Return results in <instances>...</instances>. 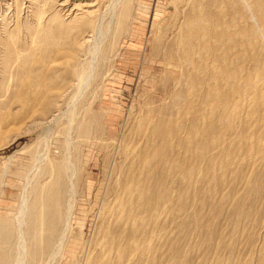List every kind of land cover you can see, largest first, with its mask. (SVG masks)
Instances as JSON below:
<instances>
[{
	"label": "rangeland",
	"instance_id": "rangeland-1",
	"mask_svg": "<svg viewBox=\"0 0 264 264\" xmlns=\"http://www.w3.org/2000/svg\"><path fill=\"white\" fill-rule=\"evenodd\" d=\"M29 1L0 0V31L8 30L17 44L34 31V21L44 25L63 20L68 26L74 15L88 10L87 5L105 6L109 0H44L47 5L41 3L43 8H35L38 12ZM128 1L124 15L117 10L113 18H104L100 39L94 37L93 43L78 48L76 59L86 69L94 59L87 74L91 80L75 97L74 86L63 91L59 108L49 112L55 120L48 127L34 125L31 104L25 108L22 96L32 100L49 91L53 94L55 87L66 83L69 70L75 68L76 60L68 59L76 48L74 36H69L68 46L52 49L49 70L56 77H44L33 94L26 92L37 73L29 77L26 72L6 84L0 80L4 86L0 89V264L16 260L15 221L25 199L32 224L47 212L46 206L50 212L59 210L54 220L56 242L68 198L73 202L69 234L50 264H261L264 0H236L229 12L232 0ZM223 4L227 12L216 7ZM102 7L96 16L104 12ZM216 13L221 21L214 25L220 26L217 32L225 38L216 45L211 41L212 55L216 52L217 62L220 58L212 72L206 58L200 61V52L192 58L184 56L181 39L192 22L212 19ZM64 29L63 35L69 32ZM200 66L207 71L197 72ZM228 73L233 75L229 78ZM71 81L68 84L76 83ZM220 104L224 108L217 112L209 109ZM43 116L35 114L37 119ZM56 166L62 167L60 177ZM65 168L69 174H64ZM6 224L13 230L9 239L2 232ZM133 233L138 240L131 237ZM31 236L32 249L36 238ZM42 262L41 257L36 259V264Z\"/></svg>",
	"mask_w": 264,
	"mask_h": 264
},
{
	"label": "bare ground",
	"instance_id": "bare-ground-1",
	"mask_svg": "<svg viewBox=\"0 0 264 264\" xmlns=\"http://www.w3.org/2000/svg\"><path fill=\"white\" fill-rule=\"evenodd\" d=\"M6 1V0H5ZM7 1H11V0H7ZM13 1V0H12ZM57 1V0H56ZM226 1V0H224ZM231 1V0H230ZM229 1V2H230ZM234 1V2H233ZM30 5H31V8L32 9H35L39 7V5L42 3L43 4V7H45L47 4L44 3V0H30L29 1ZM60 2V1H59ZM96 2L98 3V0H96ZM95 2V3H96ZM223 2V1H221ZM228 2V1H227ZM226 2V3H227ZM228 2V3H229ZM128 3L129 1L128 0H109L107 2V4L105 6H103L104 4H102L101 2L98 3L97 6L94 7V5H92L93 8L90 9L89 5L88 6V10H86V12H80L78 15H74L73 18L70 19V21L67 23L68 26L65 25V23L63 24L62 21L63 20H53L52 22H50L49 24L47 23L46 24V21H45V25H41L38 20L37 21H34V27L35 29H32L34 30L33 32L29 33L28 36H27V39L25 40V42L21 43L20 44L18 43L17 44V41L15 42L14 41V38L16 39V37L13 35H11L8 30H4L2 29V31H0V61L2 60V62H0V64L2 65V71H1V75H2V79H0L2 82L4 81L5 84L6 82H8V80H12L14 82V79H16L17 77L19 76H22V75H25L26 72L29 73V77L32 75V74H35L33 77H34V82L32 81L29 85V89H27V92L28 95L29 94H33L35 92V90L39 87V82L40 80L42 81L44 79V77L46 78V80H50L51 77L55 76L56 72H53V70H49L50 69V66H51V56L52 55V49H60L61 47H65V46H68L70 43H71V40L72 39H69V36L72 37L74 36V39H75V45H76V48H74V51L70 53V57L68 59H75V64L73 62V66H75V68H72L69 70L70 73V81L71 79L73 80V84H68L67 81H69V79H65V82L61 87H55V91L53 92V94L50 93L49 91V88H45V90H47L46 92L49 91V93L45 94L43 93L42 96L40 97H37V98H31L28 100V98H26L27 96H22V98H25V101L23 102L22 98L18 97L17 99H21L22 100V104L23 103H26V104H23L24 107L26 108L29 107V104H31V107H32V120L34 121V125L35 126H38V124H42V126H46L48 127L51 123H53V121L55 119H51V116L49 113L51 111V109H55L58 107L59 105V98H63V91L65 92V89L68 88H75V92L72 93L73 94V97H75V93H80V91L83 89V86L85 87L86 85V81L90 79V77L88 78L87 74H89L92 70H93V65L90 66L91 62L94 61H90L89 63V66H88V69H86L85 67V64L83 63H80L79 60L76 59V53H78L77 50H79L78 48L81 46V48L83 46H85L86 44H89L90 42L93 43V40L96 39L94 37H97L98 36V39H100V36H102L103 32H104V24H103V20L104 18L106 17H112L117 13V10L118 11V15L119 14H122L124 15L126 12H127V8H128ZM232 4V6L228 9V12L234 8L235 6V3H237L236 0H232L230 2ZM45 4V5H44ZM58 4V3H57ZM61 4V3H60ZM220 4V2H219ZM260 5V4H259ZM263 5V4H262ZM58 6V5H57ZM56 6V7H57ZM65 6V2L62 3L61 5H59V7H64ZM103 6V7H102ZM264 6V5H263ZM42 6H40L39 8H41ZM42 7V8H43ZM102 7V9H104V12H99L100 14H98V16H96V13L98 11V9H100ZM216 7H218L220 9V12H223L225 7H224V4L223 6L221 5H217ZM260 7V6H259ZM217 8V10H218ZM257 8V7H256ZM72 9V8H71ZM36 10V9H35ZM42 11V9H40ZM83 10V9H82ZM38 12V10H36ZM226 11V9H225ZM34 13V14H37ZM227 12V11H226ZM33 14V15H34ZM40 12L37 14L39 15ZM200 15V14H199ZM36 17V15L34 16V18ZM38 17V16H37ZM98 17V22L96 23L94 21V19ZM115 18V17H114ZM204 18V17H203ZM212 19H207L205 21V19H200L197 21H195V23L192 22V25H189L191 26L189 28V30L187 31L186 35L184 36L183 40L182 41V45L183 47H181L182 51H183V48H184V56L188 54V56H193V54H199V52L202 54V55H197V56H200L201 58V62H202V58H206L207 64H209V66H207V68H209L210 71L214 72V71H217L218 69V64H219V60L217 62V58L215 55H216V52L214 53L215 55H212L213 51H211L212 49V46H211V41L213 42V44H218V40H221L223 38H225L222 34H219L217 32V30L220 29V26L219 25H214V21L218 23L221 21L220 20V15H218L217 13L212 15L211 16ZM37 18H35L36 20ZM52 19V18H51ZM0 20H3V19H0ZM50 20V18H49ZM1 22V25H2V21ZM61 22V23H60ZM226 27H228V25H226ZM65 28V29H64ZM64 30H69V32L72 33V35H69L70 33H66L63 35V33H61L62 31ZM17 30V29H16ZM62 30V31H61ZM224 30V29H222ZM61 31V32H60ZM226 31V30H225ZM254 31V30H253ZM11 32V31H10ZM21 32V31H20ZM66 32V31H65ZM252 32V31H251ZM264 32V31H263ZM9 33V34H8ZM13 33H14V30H13ZM27 33V32H26ZM257 32H255L254 34H256ZM239 34V33H238ZM252 33V35L249 33V35L254 36L256 37ZM83 35L82 37L78 38L79 36ZM92 35V36H91ZM243 35V33H242ZM246 35V34H245ZM240 36V34H239ZM77 37V38H75ZM213 37V38H212ZM73 38V37H72ZM102 38V37H101ZM243 38V37H242ZM230 39V38H229ZM228 39V40H229ZM232 39V38H231ZM17 40V39H16ZM76 40H79V41H76ZM233 40V39H232ZM232 40H230L232 42ZM236 40V39H235ZM256 40V38H255ZM258 40V39H257ZM226 43H227V38H226ZM229 41V42H230ZM234 41V40H233ZM238 42V41H237ZM236 42V43H237ZM253 43V42H252ZM230 44V43H229ZM238 44V43H237ZM74 45V47H75ZM181 45V46H182ZM239 45H241L239 43ZM256 46V45H255ZM258 46V45H257ZM71 47V46H69ZM73 47V46H72ZM252 47H254V44L252 45ZM97 50V49H96ZM83 51V49H82ZM182 53V54H183ZM219 53V52H218ZM217 53V54H218ZM60 54H63L62 52ZM95 54V53H94ZM183 56V57H184ZM219 56V55H218ZM222 55L220 54L219 57H221ZM96 57V56H95ZM189 57V58H190ZM44 58L46 59V65H47V68L44 70ZM185 58V57H184ZM183 58V59H184ZM188 58V57H186ZM192 58V57H191ZM190 58V59H191ZM194 58V57H193ZM196 58V56H195ZM36 59H38V61H36ZM194 60V59H193ZM82 61V60H81ZM184 61H187L186 59ZM70 64V63H69ZM68 64V65H69ZM193 67L194 65L192 63H190ZM67 65V66H68ZM218 65V66H217ZM188 66V65H187ZM190 66V65H189ZM191 66V67H192ZM205 66V65H204ZM263 68V67H262ZM66 69V68H65ZM205 69V67L203 66H200L198 69H197V72L201 73L203 72ZM63 70V69H62ZM61 70V71H62ZM60 71V70H59ZM196 71V70H195ZM207 71V70H206ZM204 71V72H206ZM40 72V73H38ZM53 72V74H52ZM194 72V71H193ZM197 72H195L197 75H202V74H198ZM44 73V74H43ZM61 73V72H59ZM66 73V72H65ZM68 73V72H67ZM91 74V73H90ZM59 75V74H57ZM60 75H63V74H60ZM59 75V76H60ZM69 75V74H68ZM192 75V74H191ZM190 75V76H191ZM229 75H233V73H228V77ZM91 76V75H89ZM234 76L235 73H234ZM24 77V76H23ZM56 77V76H55ZM57 78H60V77H57ZM230 78V77H229ZM233 79V76L231 77ZM259 78V77H258ZM63 80V78H61ZM60 79V80H61ZM195 79V78H194ZM231 79V80H232ZM263 79V78H262ZM260 79V80H262ZM67 80V81H66ZM85 80V81H84ZM91 80V79H90ZM197 80V78H196ZM228 80V79H227ZM259 80V79H258ZM257 80V81H258ZM259 80V81H260ZM0 81V82H1ZM9 81V82H10ZM192 81H195V80H192ZM198 81V80H197ZM235 81H236V78H235ZM20 82V81H18ZM37 82V83H36ZM234 82V81H232ZM230 82V83H232ZM17 83V81L14 83V85ZM72 83V81H71ZM229 83V82H228ZM258 83V82H257ZM262 83H264V81H262ZM262 83H260L259 85H261ZM9 84V83H8ZM11 84V83H10ZM53 84L52 83V87H53ZM88 84V83H87ZM236 84V82H235ZM3 85L0 84V86ZM55 85V84H54ZM16 86V85H15ZM50 86V87H51ZM188 86V85H187ZM191 86V85H190ZM198 86V85H197ZM247 86V85H246ZM263 86V85H262ZM260 86V87H262ZM2 87L4 86H1L0 89H3ZM17 87L18 84H17ZM52 87H51V90H52ZM186 87V86H185ZM195 87V86H193ZM242 87V86H241ZM243 87H245L243 85ZM189 88V87H188ZM197 88V87H196ZM247 88V87H246ZM24 89H25V85H24ZM85 89V88H84ZM263 89V87H262ZM78 90V91H77ZM192 90V89H191ZM17 91V90H16ZM70 91V90H69ZM193 91V90H192ZM216 91V90H215ZM263 91V90H262ZM4 93V92H3ZM67 93V92H66ZM192 93V92H191ZM213 93V92H212ZM246 93V92H245ZM75 94V95H74ZM210 94V92L208 93ZM247 94V93H246ZM256 94V93H255ZM2 96V94H0ZM65 95V94H64ZM190 95V94H188ZM264 95V93H263ZM14 96L16 97V94H14ZM193 96V95H192ZM210 96V95H209ZM213 96V95H212ZM261 96V95H260ZM72 97V98H73ZM77 97V96H76ZM188 97V96H187ZM208 97V96H207ZM216 97V96H215ZM219 97V96H218ZM217 98V100L219 101L220 98ZM223 97V96H222ZM252 97V96H251ZM263 99H264V96H262ZM1 98V97H0ZM14 98V97H13ZM55 98V99H54ZM61 98V99H62ZM78 98V97H77ZM64 99V98H63ZM75 99V98H74ZM184 99V98H183ZM223 99V98H222ZM251 99V98H250ZM254 99V98H253ZM16 100V99H15ZM69 100V98H68ZM73 100V99H72ZM77 100V99H76ZM75 100V101H76ZM221 100V99H220ZM224 100V99H223ZM62 101V100H61ZM71 101V100H70ZM182 101V100H181ZM216 101V100H215ZM217 103H222L221 101H219ZM253 101V100H252ZM2 102V101H1ZM0 102V103H1ZM18 102V101H17ZM21 102V101H20ZM183 102L185 103L186 101L183 100ZM12 103V102H11ZM73 103V102H72ZM188 103V102H187ZM216 103V104H217ZM227 103V102H226ZM18 104V103H17ZM61 104V103H60ZM76 104V102H75ZM238 104V103H237ZM16 105V104H15ZM26 105V106H25ZM74 105V104H73ZM246 105V104H245ZM184 108L185 107V104L183 105ZM187 106V104H186ZM206 106V105H205ZM244 106V105H243ZM253 106V105H252ZM251 106V107H252ZM7 107V106H6ZM10 107V106H9ZM17 107V106H16ZM29 107V108H31ZM177 107V106H176ZM22 108V107H21ZM27 108V109H29ZM59 108V107H58ZM74 108V107H73ZM182 109H184L182 106H181ZM224 107L220 104V105H212L211 108H209L212 112L213 110L215 111L216 109L220 110V109H223ZM227 108V107H226ZM238 108V107H237ZM253 108V107H252ZM3 109V108H2ZM16 109V108H15ZM254 109V108H253ZM258 109V108H257ZM18 110V109H16ZM14 110V111H16ZM255 110V109H254ZM3 111V110H2ZM6 111V110H5ZM31 111V110H29ZM182 110H180L181 112ZM10 112V111H9ZM12 112V111H11ZM10 112V113H11ZM37 112H40V113H44V116L37 119L35 117V114ZM74 112V111H72ZM217 112V110H216ZM14 113V112H13ZM17 113V112H16ZM49 113V114H48ZM179 113V112H178ZM189 114V111L187 112ZM64 114V113H63ZM236 114V113H235ZM28 116V114H26ZM16 116V115H15ZM26 116V117H27ZM49 116V117H48ZM7 117V116H6ZM25 117V118H26ZM55 117V116H54ZM9 119V118H8ZM11 120V119H10ZM227 120V119H226ZM32 121V122H33ZM203 121V120H202ZM231 121V120H230ZM229 121V122H230ZM8 122V121H7ZM205 122V120H204ZM3 123V122H2ZM206 123V122H205ZM33 125V124H32ZM191 125V124H190ZM30 126V125H29ZM39 127V126H38ZM37 128V127H36ZM45 128V127H44ZM154 128V127H152ZM212 129V128H211ZM162 131V130H161ZM160 131V132H161ZM164 131V130H163ZM157 134H159V131L156 132ZM164 134V132H163ZM219 135V134H218ZM163 136V135H162ZM164 137V136H163ZM262 141V140H261ZM42 142V141H41ZM46 142V140H45ZM186 142V141H185ZM46 156V155H45ZM145 156V155H143ZM142 156V157H143ZM43 160V159H41ZM212 161V160H211ZM150 163V162H149ZM222 166V165H221ZM220 166V167H221ZM224 167V166H223ZM56 169L54 170L56 173H57V176L60 177V174L62 173L61 172V168L60 167H55ZM151 169V167H150ZM214 169V168H213ZM68 169L65 168V175L69 172H66ZM190 174V173H189ZM133 175V174H132ZM64 176V175H63ZM141 176V175H140ZM67 177V176H65ZM62 178V177H61ZM69 178H71V175H69ZM131 178V177H130ZM162 178V177H161ZM185 178V177H184ZM63 179V178H62ZM61 179V180H62ZM134 181V180H133ZM33 182V181H32ZM61 182V181H60ZM31 183V182H30ZM62 183V182H61ZM139 183V182H138ZM60 185V184H59ZM153 185V183H152ZM26 186V183L24 184L23 187ZM29 186H32L30 184H28L27 187ZM150 187V186H149ZM148 187V188H149ZM156 187V186H154ZM26 188V187H25ZM30 188V187H29ZM32 188V187H31ZM142 189V188H141ZM152 189V188H151ZM28 192V191H27ZM129 192V191H128ZM140 192V191H139ZM144 192V191H143ZM150 192V191H149ZM67 193V192H66ZM71 193V192H69ZM134 193V192H133ZM160 193V192H159ZM67 195V194H66ZM71 195V194H70ZM70 195H67V196H70ZM141 195V194H140ZM159 195V194H158ZM149 196V195H148ZM72 197V196H71ZM149 198V197H148ZM69 200H71V198H68ZM157 199V198H156ZM160 199V197H159ZM69 200H65V209L64 211H62V217H63V226L61 228V234L59 235L57 241L55 242L54 238H55V223H54V220L57 219V213L59 212V210L56 208L53 210V212H50V207L49 205L45 207V211L47 212H42L40 213L39 217H38V221L40 222L38 224V221L36 223H33L32 224V219H33V216H32V213L30 212V209H29V206L27 205V199H25L22 204L20 202V205L21 208L20 211H19V215L17 217V220L15 221L17 223V227L18 229L15 231L16 232V240H17V244H16V250L15 252H17V257H16V260L14 262V264H25L28 262V264H36V259L41 257L42 258V264H50L51 262V259L54 260L56 257H57V254L59 255L60 252L62 251V246H63V243L67 237V234H69V225H70V218H71V211L73 209V202L69 201ZM158 200V199H157ZM60 201V200H59ZM67 201V203H66ZM141 201V200H140ZM155 201V200H154ZM159 201V200H158ZM157 201V202H158ZM161 201V200H160ZM159 201V202H160ZM147 202H150V201H147ZM145 202V203H147ZM129 203V201H128ZM61 204V203H60ZM61 211V209H60ZM118 212V211H117ZM120 212V211H119ZM53 213V215H52ZM182 213V212H181ZM119 214V213H118ZM121 214H119L118 216H120ZM127 215H128V212H127ZM122 216V215H121ZM117 217V216H116ZM115 217V218H116ZM125 217H127L125 215ZM140 217V216H139ZM59 218V217H58ZM195 218V217H194ZM117 219V218H116ZM196 219V218H195ZM139 220V219H138ZM188 220V219H187ZM60 221V220H59ZM140 221V220H139ZM202 221V220H201ZM117 222V221H115ZM187 222V221H186ZM191 222V221H190ZM189 223V221H188ZM33 225V227L30 226ZM119 224V223H118ZM179 224V223H178ZM185 224V223H184ZM190 224V223H189ZM15 226V227H16ZM119 226V225H118ZM180 227V226H179ZM11 226L10 225H5L4 228L2 229V232H3V235L4 237H6L7 239H9L11 236H12V233H13V230L11 231ZM187 228V227H186ZM183 229V228H182ZM185 229V228H184ZM200 229V228H199ZM235 229V228H234ZM15 230V229H14ZM55 230V231H54ZM124 230V229H123ZM129 230V229H128ZM206 230V229H205ZM32 231V233H31ZM127 231V230H126ZM130 231V230H129ZM37 233V234H36ZM137 233V232H136ZM135 233V234H136ZM32 234V236H31ZM132 234V233H131ZM138 234V233H137ZM244 235V234H243ZM263 235V233H262ZM33 237V238H36V240H34V247L31 249L29 246H30V242H32V239L30 240V238L28 239V237ZM141 236V235H140ZM159 236V235H158ZM157 236V237H158ZM254 236V235H253ZM260 236V235H259ZM135 239H137V237L134 235L131 236ZM140 238V237H138ZM264 238V236H263ZM132 239V238H131ZM129 239V240H131ZM134 240V239H132ZM131 240V241H132ZM138 240V239H137ZM210 241V240H209ZM208 241V242H209ZM264 241V240H263ZM54 243V246L51 250L50 253H48V249L50 247V243ZM106 242H109V241H106ZM115 242V241H114ZM130 242V241H129ZM128 242V244H129ZM135 243H137V241L135 240ZM207 243V242H206ZM65 244V243H64ZM111 247L113 248L114 244H113V239L111 240ZM134 245V242L133 244L131 245V247ZM263 245V244H262ZM162 246V245H161ZM264 246V245H263ZM129 246V248H131ZM135 247L137 248L136 244H135ZM242 248V247H241ZM263 248V247H262ZM127 249V248H126ZM135 249V248H134ZM252 249V248H251ZM119 250V249H117ZM116 250V251H117ZM132 250V248H131ZM130 250V251H131ZM159 250V248H158ZM170 251V250H169ZM120 251L119 250V254H120ZM125 252V251H124ZM129 252V251H128ZM118 254V251L116 252ZM261 252H259V255H260ZM116 254V255H117ZM177 254V253H176ZM163 255V254H162ZM118 256V255H117ZM123 256V255H122ZM177 256V255H176ZM242 256V255H241ZM263 256V255H262ZM59 257V256H58ZM124 257V256H123ZM122 257V258H123ZM215 257V256H214ZM119 258V257H118ZM125 259V258H124ZM123 259V260H124ZM140 259V258H139ZM147 259V258H146ZM154 259V258H153ZM152 259V260H153ZM262 259V261H261ZM28 260V261H27ZM173 260V259H172ZM205 260V259H204ZM41 261V260H40ZM119 261V260H118ZM121 261V260H120ZM261 261V262H260ZM103 262V261H102ZM140 262V261H139ZM155 262V261H154ZM153 262V264H154ZM53 263V262H52ZM105 264V262H103ZM171 263V262H170ZM259 263L261 264H264V259L260 256V259H259ZM95 264H98L95 263ZM120 264V263H118ZM122 264V263H121ZM146 264V263H145ZM181 264V263H180ZM190 264V263H189Z\"/></svg>",
	"mask_w": 264,
	"mask_h": 264
}]
</instances>
